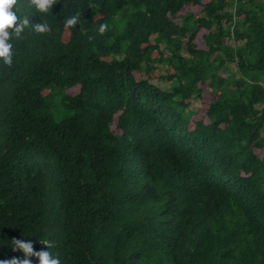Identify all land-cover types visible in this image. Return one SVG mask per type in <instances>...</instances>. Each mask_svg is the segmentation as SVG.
<instances>
[{
	"label": "trees",
	"instance_id": "1",
	"mask_svg": "<svg viewBox=\"0 0 264 264\" xmlns=\"http://www.w3.org/2000/svg\"><path fill=\"white\" fill-rule=\"evenodd\" d=\"M65 4L85 16L82 0ZM186 5L197 7L196 14H179ZM93 14L99 18L73 28L66 45L48 44L45 34L39 39L45 83L81 85L68 106L67 100L56 106L59 121L46 123L50 106L36 97L29 115L0 122V137L29 134L30 152L42 157L32 161L42 167L46 191L26 194L28 218L18 234L30 240L51 227L47 239L62 264H264V0H98ZM102 23L109 30L101 36L95 29ZM151 56L173 70L168 92L147 84L156 115L171 128H192L186 135L195 149L185 166L205 189V154L212 171L222 172V185L213 194L209 188L205 202L189 205L173 236L176 256L138 237L145 188L124 184L138 176L134 162L145 159L134 147L133 139L143 136L134 120L122 114L123 135L114 147L107 143V124L122 97L108 82L113 65L139 67ZM230 64L235 73L227 72ZM205 88L214 99L204 92L202 108L189 110ZM85 130L89 138L79 135ZM182 153L176 149L174 156ZM9 189L16 187L4 181L0 194Z\"/></svg>",
	"mask_w": 264,
	"mask_h": 264
},
{
	"label": "clouds",
	"instance_id": "2",
	"mask_svg": "<svg viewBox=\"0 0 264 264\" xmlns=\"http://www.w3.org/2000/svg\"><path fill=\"white\" fill-rule=\"evenodd\" d=\"M82 1L86 5V14L81 19V13L72 14V7L65 4L66 0H0V122L24 117L36 97L45 99L50 106L45 110L46 123L52 118L59 121L56 106L66 100L68 106L69 100L80 92V83L71 86L45 83L39 39L45 34L48 44L57 41L66 45L73 28L91 17L94 20L99 18L93 14L98 0ZM108 30L109 25L102 23L95 32L102 36ZM94 38L88 37L89 40ZM156 58L151 56V62H144L139 67L113 65L108 82L122 89V97L112 109L111 121L107 124V143L108 148L114 147L123 135L119 126L122 114L134 120L138 131L143 134L141 140L133 139L134 147L141 150L145 159L139 160L141 166L134 162L132 172L138 176L124 184L145 188L138 198V212L142 216L138 237L149 247L159 250L162 246L165 253L171 250L169 256H176V249L172 250L176 247L173 236L181 231L183 221L187 220L189 205L205 202L209 188V193L213 194L215 190L211 191L212 188L222 185V172L212 171L211 155L204 153V164L208 167V174L203 177L208 183L205 189L195 182L192 170L185 166V155L195 149L194 137L186 135L192 128L186 125L178 130L174 124L171 128V121L156 115L157 105L146 94L147 84L164 93L168 92L171 84L169 75L173 70L166 63L155 61ZM105 60L102 58L101 63H106ZM158 69L163 70L164 76L158 75L156 79L159 82H156L149 74ZM132 80L141 84L136 85ZM74 87L78 88L76 93L70 91ZM191 105L189 110H196L191 109ZM202 124L207 125L208 122L202 120ZM81 133L90 137L86 130L79 135ZM30 140L29 134L16 138L0 137V187L7 180L16 187L0 194V264H62L56 251L50 249L52 241L47 239L51 235V227L46 236L37 238L29 235L30 240H24V235L18 234L28 218L23 211L28 208L26 194L36 189L46 191L42 167H35L32 161L38 156L42 163V157L30 152ZM152 144L159 145L158 150L152 149ZM176 149L183 153L174 156ZM38 153L47 155L46 151ZM164 162L168 167L166 172L162 170Z\"/></svg>",
	"mask_w": 264,
	"mask_h": 264
},
{
	"label": "rangeland",
	"instance_id": "3",
	"mask_svg": "<svg viewBox=\"0 0 264 264\" xmlns=\"http://www.w3.org/2000/svg\"><path fill=\"white\" fill-rule=\"evenodd\" d=\"M203 1H206V0H203ZM197 10H198L197 7H193V6H191V5H186V6H184V7L181 9V11L179 12V14H184V13H186V12H187V13H194V14H196ZM194 41H195V44H196L197 47H203V41H202L200 35H196ZM231 44H233V42H231ZM154 57H155V56H154ZM235 71H236L235 66H234L233 64H230V65L228 66V68H227V72L231 74V73H235ZM162 73H164L163 70L158 69V70H156V71L151 72V73L149 74V77H150L151 79L155 80L156 82H159V80L156 79V77H157L158 75H159V76H164ZM223 73L226 74V72H223ZM169 76H170V75H169ZM70 91H71L72 93H76V92L78 91V88H77V87H74V88H72ZM202 91H203L202 97L196 99V101L193 103V105L190 106L191 109H201V108H202V105L204 104V97H205V93H204V92H206V93L208 94V96H209L211 99H214V96H215V95H213L208 89L205 88V90L202 89ZM202 120H203V118H202ZM118 133H119V131H118Z\"/></svg>",
	"mask_w": 264,
	"mask_h": 264
}]
</instances>
